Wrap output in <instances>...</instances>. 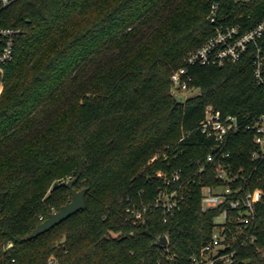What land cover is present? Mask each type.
<instances>
[{"label": "trees", "instance_id": "16d2710c", "mask_svg": "<svg viewBox=\"0 0 264 264\" xmlns=\"http://www.w3.org/2000/svg\"><path fill=\"white\" fill-rule=\"evenodd\" d=\"M7 1L0 0V31L14 34L3 36L2 46L9 39L13 46L0 63L1 260L192 264L220 212L201 209L203 184L220 181L207 162L214 141L199 126L209 106L244 122L260 116L264 89L254 46L236 63L190 66L200 92L185 104L174 99L171 76L216 26L255 28L264 0ZM226 151L234 166L254 168L252 133L235 134ZM160 171L180 172L182 181L166 185ZM74 178L76 189H88L85 207L26 240L71 200L61 183ZM252 184L264 189L263 165ZM161 187L186 193L174 215L155 205ZM128 207L143 210L145 222L134 224ZM257 224L264 248V203ZM241 258L264 264L255 247Z\"/></svg>", "mask_w": 264, "mask_h": 264}, {"label": "built area", "instance_id": "2783aa9c", "mask_svg": "<svg viewBox=\"0 0 264 264\" xmlns=\"http://www.w3.org/2000/svg\"><path fill=\"white\" fill-rule=\"evenodd\" d=\"M217 8L218 4H215L211 16L213 23L217 21ZM13 34L14 32L10 30L0 31V63H5L11 58L12 39L4 46L2 41L4 37H12ZM263 37L264 19L255 28L245 32L240 26L226 28L216 26L214 36L202 47L188 54L186 66L173 72L171 76L173 93L188 97V93L198 90L191 85L193 77L189 73L190 66H223L236 63L252 46L256 48L253 61L255 79L257 85L264 89V49L260 46ZM199 129L214 141L213 153L207 157V162L212 165L214 176L220 181L218 184H203L201 209L204 212L219 209L220 212L215 218L210 239L191 256L192 264H247L250 259L241 258L244 251L255 247L257 252L264 256V248L257 244L259 232L257 206L264 203V189L254 188L252 184V179L259 174L260 166H264V113L244 122L237 116H224L209 106ZM240 132L253 135L252 159L255 165L251 170L244 166H234L228 161L231 153L226 151V147L230 139ZM204 168L200 171L202 172ZM157 177L165 178L166 185L182 181L180 172L168 178L160 171ZM185 195L186 193L179 194L178 190L169 191L161 187L155 205L162 208L164 214L174 215L185 203ZM127 213L134 224L144 223L147 219L146 213L140 209L128 207ZM165 237L169 244V234ZM15 263V258L9 260L0 258V264ZM48 264H60V261L53 255L49 258Z\"/></svg>", "mask_w": 264, "mask_h": 264}, {"label": "water", "instance_id": "95a60500", "mask_svg": "<svg viewBox=\"0 0 264 264\" xmlns=\"http://www.w3.org/2000/svg\"><path fill=\"white\" fill-rule=\"evenodd\" d=\"M174 99L180 104H185L187 101V97L185 95H177L173 94ZM78 178H74L68 182L61 183L62 186H67L71 190V200L61 207L60 210L52 213L47 220L41 223L32 233H30L25 239L30 240L34 239L41 234H44L54 228L55 226L61 224L64 220L70 218L73 214L79 212L85 207L86 203V195L88 193L87 188H83L78 190L75 188V184L77 183ZM60 184L56 183L55 188H57ZM65 239L60 241L57 244V247L63 245L65 243ZM160 242L164 245L168 244V239L164 236L160 239ZM12 247V246H11Z\"/></svg>", "mask_w": 264, "mask_h": 264}, {"label": "rangeland", "instance_id": "374dc122", "mask_svg": "<svg viewBox=\"0 0 264 264\" xmlns=\"http://www.w3.org/2000/svg\"><path fill=\"white\" fill-rule=\"evenodd\" d=\"M2 91H3V85H1V87H0V93H2ZM199 92H200L199 90L192 91L191 93H188L187 98L194 96V95H197ZM54 212H56V210H54Z\"/></svg>", "mask_w": 264, "mask_h": 264}]
</instances>
